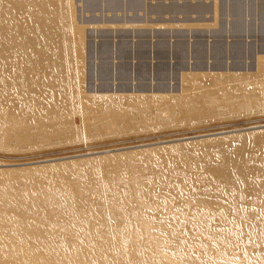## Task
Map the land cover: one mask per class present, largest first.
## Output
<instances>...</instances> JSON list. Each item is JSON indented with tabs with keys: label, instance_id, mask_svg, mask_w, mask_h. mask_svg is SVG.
<instances>
[{
	"label": "bare ground",
	"instance_id": "bare-ground-1",
	"mask_svg": "<svg viewBox=\"0 0 264 264\" xmlns=\"http://www.w3.org/2000/svg\"><path fill=\"white\" fill-rule=\"evenodd\" d=\"M66 2L0 0L1 151L264 114V0L85 33ZM218 136L1 164L0 264H264V129Z\"/></svg>",
	"mask_w": 264,
	"mask_h": 264
},
{
	"label": "rangeland",
	"instance_id": "rangeland-1",
	"mask_svg": "<svg viewBox=\"0 0 264 264\" xmlns=\"http://www.w3.org/2000/svg\"><path fill=\"white\" fill-rule=\"evenodd\" d=\"M140 1L141 0H138V2L137 0H65L66 5L69 3L67 5L69 7V8L67 7L69 11V12L67 11V14H69L70 16L69 18L71 22L73 21L72 22L73 24H77L81 26V28H83L82 30H84L83 31L84 33L87 31H93L94 29L95 30L101 29L103 27L102 25H100L101 23H108V24L123 23V22H127L128 20L129 23L138 22V21L142 23L144 20L143 23L147 22L148 24H159L169 21L170 22L176 21V23L179 22L190 23L192 21H193L192 23H196V22L200 23V21L201 23H206L212 21L211 20L213 16L211 12L213 8L212 0H174V1L173 0H142L141 4ZM171 1L173 4L171 3ZM200 4L201 5L204 4V6L201 9L200 8L197 9L196 5H200ZM179 7L180 9H178ZM116 20L119 21L117 22ZM97 23L98 26L100 25L99 27L98 26L95 27ZM255 60H256V54H253L252 58L250 57L244 59L245 62L251 64L250 68L255 67ZM226 61L230 62V60H226ZM251 71L253 72L255 71V69ZM153 82L151 81L149 82V84L154 85L155 83ZM167 84L168 85L165 89L152 88L151 90V88H149V90H146L144 92L146 93L153 92V94H161V93L163 94L170 92L178 93L180 91L179 78L175 80L170 79L167 81ZM169 85H171L172 87ZM246 85H247L245 86L246 90H250L252 88L251 84H246ZM78 86L80 87L84 86L86 92L89 94H94L95 92H101L99 90L98 91L90 90L89 88L90 85L88 81H85V79L83 84V79L81 80L80 78ZM238 117H232L231 119L228 118L225 120L223 119L218 121L215 120L212 122H208V123L206 122L204 124H198V125L194 124L190 126H183L182 128L167 127L166 129L165 127L158 131L157 130L150 132L145 131L143 133H137L135 135L134 134L124 135V136L106 138L102 140L101 139L94 141L83 140L82 142L79 141L78 143L71 145L46 148L41 150H32V151L24 150L18 152L0 150V165L4 164V167H11V166L21 167L20 166L21 164L18 165L16 163L44 160L49 157L50 158L60 157L62 155L71 156L75 154H80L78 156H71L65 158V160H72V159L77 160L84 157L86 158L93 157L96 155L98 156L103 154H110L119 151L122 152V151L134 150L139 148L161 146L165 144H173L177 142H184L194 139L200 140L204 138H210V137L212 138L213 136L219 137L218 135L222 137L225 135L228 136L239 132H245V131L250 132L253 130L264 129L263 113L250 115V116H240L239 118ZM73 122L75 125L81 126L82 123L81 117L79 115H74ZM111 148L112 150H110ZM101 150H108V152L106 151L104 152ZM11 163H13V165Z\"/></svg>",
	"mask_w": 264,
	"mask_h": 264
},
{
	"label": "water",
	"instance_id": "water-1",
	"mask_svg": "<svg viewBox=\"0 0 264 264\" xmlns=\"http://www.w3.org/2000/svg\"><path fill=\"white\" fill-rule=\"evenodd\" d=\"M252 56H253V54H250V56H249V58L251 57L252 58ZM176 58L174 57V60H175ZM175 63V62H174ZM177 75H178V73L176 72L175 73V75H174V77H177Z\"/></svg>",
	"mask_w": 264,
	"mask_h": 264
}]
</instances>
